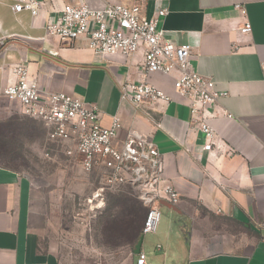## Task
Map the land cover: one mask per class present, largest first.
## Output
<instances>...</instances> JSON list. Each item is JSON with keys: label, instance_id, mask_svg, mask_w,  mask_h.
<instances>
[{"label": "crops", "instance_id": "obj_1", "mask_svg": "<svg viewBox=\"0 0 264 264\" xmlns=\"http://www.w3.org/2000/svg\"><path fill=\"white\" fill-rule=\"evenodd\" d=\"M100 1L87 0L92 6ZM82 2L43 0L36 16L0 2V151H12L11 137L26 136L28 122L39 128L36 142L46 139L63 153L67 144L49 140L40 120L23 114L18 101L1 94L14 80L10 67L21 62L42 91H64L94 103L102 125L119 114L115 146L131 130L156 145L162 176L180 195L174 204L178 210H172L179 220L174 230L171 223L157 229L162 245L155 252L147 255L141 244L146 264H264V0H146L144 14L166 8L158 24L164 36L188 43L191 66L216 91L227 93L209 120L218 145L212 151L203 150L206 139L191 124L189 107L174 99L175 70L149 76L172 100L134 104L130 94L122 97L121 86L144 79L143 49L129 56L102 55L88 47L85 36L66 41L46 33L58 9ZM247 20L252 30L242 34L239 27ZM12 166L0 163V264H58L55 254L39 245L45 219L42 203H33L31 179ZM98 170L102 184L105 171ZM136 258L132 252L131 264Z\"/></svg>", "mask_w": 264, "mask_h": 264}, {"label": "built area", "instance_id": "obj_2", "mask_svg": "<svg viewBox=\"0 0 264 264\" xmlns=\"http://www.w3.org/2000/svg\"><path fill=\"white\" fill-rule=\"evenodd\" d=\"M12 11H28L36 16L43 0H0ZM146 0H102L92 6L83 0L80 5L64 4L57 15L48 20L46 33L60 40L73 41L87 38L88 47L96 54L121 53L126 56L143 49L144 79L126 82L121 86L122 97L131 95L134 104L169 102L174 97L149 80L152 73L172 76L175 100L190 109V122L204 135L203 150L212 151L215 130L210 118L216 116L218 100L227 93L216 91L212 81L200 75L190 64L191 46L176 44L166 38L158 27L160 18L168 12L159 9L155 14H144ZM234 8L245 14L241 4ZM252 30L250 22L239 27L242 34ZM264 76V62H262ZM14 80L1 89L8 100L18 101L21 112L38 119L47 130L51 141L67 142L64 153L74 159L87 172L104 169L105 180L93 198H101L105 190L116 185L131 187L147 211L143 220L142 235L155 233L161 220L160 200L176 204L180 200L177 188L162 176L163 161L156 145L145 136L129 131L122 145H114L121 116L111 117L109 125L100 123V112L94 103L64 91H42L38 83L29 78L24 63L11 67ZM225 117H231L224 112ZM136 264H146L142 250L137 253Z\"/></svg>", "mask_w": 264, "mask_h": 264}, {"label": "rangeland", "instance_id": "obj_3", "mask_svg": "<svg viewBox=\"0 0 264 264\" xmlns=\"http://www.w3.org/2000/svg\"><path fill=\"white\" fill-rule=\"evenodd\" d=\"M27 126L26 136L11 137L12 151H0V163L13 164L31 179L33 203H42L45 219L41 250L55 254L58 264H131L146 210L135 191L122 184L93 198L102 185L101 171L82 170L61 146L46 139L36 142L37 125L28 122ZM140 207L143 212L139 214ZM160 209L158 230L170 223L174 230L178 215L164 206ZM158 236L143 235L147 255L155 252L158 243L162 245Z\"/></svg>", "mask_w": 264, "mask_h": 264}, {"label": "water", "instance_id": "obj_4", "mask_svg": "<svg viewBox=\"0 0 264 264\" xmlns=\"http://www.w3.org/2000/svg\"><path fill=\"white\" fill-rule=\"evenodd\" d=\"M159 203H160L161 206H164V207H166L168 209H171L173 211L178 210V208L174 204H171V203L167 202L166 200H160ZM142 239H143V235L141 234L139 236V238H138V240H137V242L135 244L134 250H133V252L135 254H137L139 252L140 248H141Z\"/></svg>", "mask_w": 264, "mask_h": 264}, {"label": "trees", "instance_id": "obj_5", "mask_svg": "<svg viewBox=\"0 0 264 264\" xmlns=\"http://www.w3.org/2000/svg\"><path fill=\"white\" fill-rule=\"evenodd\" d=\"M138 199V198H137ZM139 201V200H138ZM140 202V201H139ZM140 204L142 205V203L140 202ZM144 207V206H143ZM145 209H146V207H144ZM146 211H147V209L145 210V214H146ZM143 212V209L140 207L139 208V210H138V213L140 214V213H142ZM145 214H144V217H145ZM143 220H144V218H143ZM142 225H143V222H142ZM141 229H142V226H141ZM142 234V232L140 233V235ZM139 235V236H140ZM139 238V237H138ZM138 240V239H137ZM136 240V241H137Z\"/></svg>", "mask_w": 264, "mask_h": 264}]
</instances>
